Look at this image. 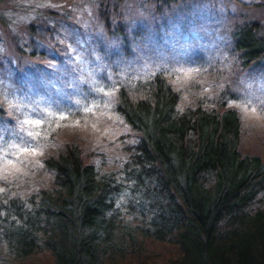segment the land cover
<instances>
[{
    "label": "rangeland",
    "instance_id": "374dc122",
    "mask_svg": "<svg viewBox=\"0 0 264 264\" xmlns=\"http://www.w3.org/2000/svg\"><path fill=\"white\" fill-rule=\"evenodd\" d=\"M100 9L113 29L123 23L128 49ZM244 21L264 32V0H0V194L27 199L51 188L44 159L69 142L86 163L120 171L138 133L117 111V85L157 73L182 109H236L242 155L264 157V60L243 68L233 44ZM25 120L41 121L35 140ZM148 248L159 261L177 251L156 241ZM27 262L51 258L42 251Z\"/></svg>",
    "mask_w": 264,
    "mask_h": 264
},
{
    "label": "trees",
    "instance_id": "16d2710c",
    "mask_svg": "<svg viewBox=\"0 0 264 264\" xmlns=\"http://www.w3.org/2000/svg\"><path fill=\"white\" fill-rule=\"evenodd\" d=\"M99 16L128 49L123 23L113 29L108 9ZM262 29L233 28L243 68L264 60ZM117 86V111L138 133L129 160L103 172L73 142L49 154L51 188L0 194V264H28L42 251L47 264H264V157L242 155L238 111L182 109L162 73ZM150 241L177 251L159 261Z\"/></svg>",
    "mask_w": 264,
    "mask_h": 264
},
{
    "label": "snow or ice",
    "instance_id": "6c2138e0",
    "mask_svg": "<svg viewBox=\"0 0 264 264\" xmlns=\"http://www.w3.org/2000/svg\"><path fill=\"white\" fill-rule=\"evenodd\" d=\"M63 118V117H61ZM24 124H29L31 127L35 128V131H28L27 132V135L29 137H32L33 140L36 139L37 136H39V131H40V124H41V121L40 120H35V121H28V120H25L23 122ZM26 143V147H25V150H27V147H31L32 145L30 143H28L27 141L25 142Z\"/></svg>",
    "mask_w": 264,
    "mask_h": 264
}]
</instances>
